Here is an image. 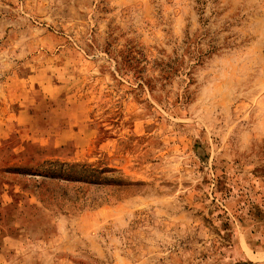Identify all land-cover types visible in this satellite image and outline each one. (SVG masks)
I'll use <instances>...</instances> for the list:
<instances>
[{"label": "rangeland", "instance_id": "1", "mask_svg": "<svg viewBox=\"0 0 264 264\" xmlns=\"http://www.w3.org/2000/svg\"><path fill=\"white\" fill-rule=\"evenodd\" d=\"M0 264H264V0H0Z\"/></svg>", "mask_w": 264, "mask_h": 264}]
</instances>
